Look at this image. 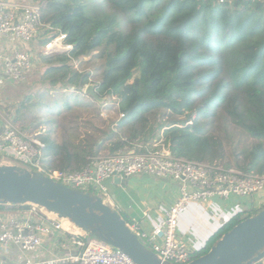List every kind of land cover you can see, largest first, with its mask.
I'll return each instance as SVG.
<instances>
[{"label":"trees","instance_id":"obj_1","mask_svg":"<svg viewBox=\"0 0 264 264\" xmlns=\"http://www.w3.org/2000/svg\"><path fill=\"white\" fill-rule=\"evenodd\" d=\"M48 43L64 34L70 51L42 54L39 97L49 93L82 92L91 73L75 67L81 57L101 50L105 59L94 84L101 97H116L123 114L111 132L110 153L119 149L144 151L162 140L173 156L198 161L222 157V143L208 135L207 125L222 109L236 124L259 139L245 152L244 170L264 172V2L258 0H40ZM127 22L129 28L121 24ZM38 55H34V60ZM30 95H28V98ZM25 107L24 102L17 111ZM165 110L157 126L149 118ZM47 168L81 169L96 149L58 143L40 134ZM137 142L138 145L133 143ZM230 167L231 164H225ZM27 208L24 205L2 206ZM121 213V212H120ZM126 222L129 219L121 213ZM251 211L231 215L193 251L206 253L224 233ZM256 264H263L260 262Z\"/></svg>","mask_w":264,"mask_h":264},{"label":"built area","instance_id":"obj_2","mask_svg":"<svg viewBox=\"0 0 264 264\" xmlns=\"http://www.w3.org/2000/svg\"><path fill=\"white\" fill-rule=\"evenodd\" d=\"M44 5L45 1L40 0H0V106L11 101L1 96L3 90L25 81L36 64L33 45L40 40ZM60 36V44L50 41L43 45L44 54L72 49L71 44L64 42L65 35ZM43 146L38 135H28L11 118L0 116V161L8 160L5 164L38 171L67 186L97 194L114 209L116 204L108 187L113 179L125 180L142 173L178 182L179 195L156 227L149 230L138 221L126 222L147 248L171 264H189L195 258L188 241L178 232V217L186 205L264 193V172L227 167L220 161L173 156L165 145L101 154L78 170L47 168L42 159ZM28 205L16 215H0V243H13L22 251L18 261L5 264H136L121 249L90 236L71 220L39 205ZM48 235H54L58 246L68 252L45 259L28 256L42 246Z\"/></svg>","mask_w":264,"mask_h":264},{"label":"rangeland","instance_id":"obj_3","mask_svg":"<svg viewBox=\"0 0 264 264\" xmlns=\"http://www.w3.org/2000/svg\"><path fill=\"white\" fill-rule=\"evenodd\" d=\"M94 4L101 7L102 0H95ZM121 27L125 30L129 28L126 20L122 22ZM43 32L42 28L39 42L33 45V51L38 55V59L31 73L25 81L10 85L1 93V96H6L11 101L7 105L0 106L3 109L0 111V116L11 118L13 123L28 135L48 134L56 142L67 143L72 149L73 145L97 142L104 136L108 138L112 131L119 135L123 134L125 130L118 128L122 115L119 112L116 97L106 96L104 100L97 101L85 94V87L79 93H72L70 88L67 94L60 91L43 97L38 96V90L46 85L41 81L45 66L39 58V55L43 54V45L46 44L42 41L47 39L42 35ZM58 37L61 36L51 41H57L56 43L60 44ZM104 65L105 59L101 56V50H96L75 62V67L79 70L91 73L89 84H95L100 79ZM28 95H30L29 99H27ZM22 102L25 107L17 111ZM164 113H166L165 110H160L157 114L150 115L149 124L157 126L158 123L166 120ZM208 121L206 133L222 143L223 155L216 161L224 165L231 164L234 167L246 164L245 152L251 149L259 139L251 136L229 116L226 117V112L222 109L216 110ZM103 146L105 149L100 154H107L109 146L107 144ZM128 151H136V149L132 148ZM0 162L5 164L9 161L1 160ZM109 190L110 193L113 192ZM128 191L131 193L130 188ZM262 194H259L261 195L259 197L253 196L257 198H254L255 210L251 212V216L260 211L262 204L260 197L264 196V193ZM250 199L251 197L232 195L229 201L238 204L235 209L229 208L227 204L224 206L188 204L179 214L178 232L186 238L192 250L197 249L199 242L206 240L223 221L231 216L232 212L248 207ZM263 260L261 263L264 264Z\"/></svg>","mask_w":264,"mask_h":264},{"label":"water","instance_id":"obj_4","mask_svg":"<svg viewBox=\"0 0 264 264\" xmlns=\"http://www.w3.org/2000/svg\"><path fill=\"white\" fill-rule=\"evenodd\" d=\"M85 94L104 100L94 84ZM35 204L71 220L90 236L114 245L136 264H171L162 261L128 227L121 213L97 194L67 186L53 178L15 164H0V205ZM264 259V208L249 216L189 264H256Z\"/></svg>","mask_w":264,"mask_h":264},{"label":"crops","instance_id":"obj_5","mask_svg":"<svg viewBox=\"0 0 264 264\" xmlns=\"http://www.w3.org/2000/svg\"><path fill=\"white\" fill-rule=\"evenodd\" d=\"M113 139L115 138L109 139L104 136L102 139L100 137L97 142H89L85 145H80L89 150L91 148L96 149V143H99L102 146H100L97 155H101L100 153L103 152V149H105L103 145L107 144L110 146ZM161 142L162 140H154L150 146L152 147L155 144L163 145ZM133 144L135 146L138 145L137 142H134ZM127 148L128 146L119 150H126ZM108 149L107 153H110V148L108 147ZM108 185L109 189L113 190V192L111 191V195L116 204V209L125 214L130 221H138L143 228L149 230L153 229L160 223L167 209L174 203L179 195L178 182L170 178L150 176L142 173L134 174L125 180L117 178L113 179L108 182ZM129 188L131 193L128 191ZM261 195H258L257 197ZM257 197H251L248 207H245L244 209L240 208L237 211L249 210L252 212L255 210L254 198ZM230 198L227 200L214 199L212 202L205 205L224 206L227 204L229 208H237L238 204L230 202ZM260 199L262 200L261 207H264V196L260 197ZM191 204L203 205L202 203ZM22 210H25V208H0V215L7 218L20 213ZM237 211L232 212L231 215ZM206 240L203 242L200 241L199 247L191 250L195 251L200 249L205 244ZM66 252L68 251L58 246L54 235H48L43 238L42 246L36 252L28 253V256H31L34 259H45L54 255L64 254ZM21 255L22 251L17 245L13 243H0V264L18 261Z\"/></svg>","mask_w":264,"mask_h":264},{"label":"bare ground","instance_id":"obj_6","mask_svg":"<svg viewBox=\"0 0 264 264\" xmlns=\"http://www.w3.org/2000/svg\"><path fill=\"white\" fill-rule=\"evenodd\" d=\"M77 229V228H76Z\"/></svg>","mask_w":264,"mask_h":264}]
</instances>
